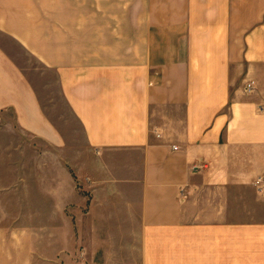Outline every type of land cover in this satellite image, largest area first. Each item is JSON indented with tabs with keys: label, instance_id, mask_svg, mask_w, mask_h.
<instances>
[{
	"label": "crops",
	"instance_id": "crops-1",
	"mask_svg": "<svg viewBox=\"0 0 264 264\" xmlns=\"http://www.w3.org/2000/svg\"><path fill=\"white\" fill-rule=\"evenodd\" d=\"M0 115L8 264H264V0H0Z\"/></svg>",
	"mask_w": 264,
	"mask_h": 264
},
{
	"label": "rangeland",
	"instance_id": "rangeland-1",
	"mask_svg": "<svg viewBox=\"0 0 264 264\" xmlns=\"http://www.w3.org/2000/svg\"><path fill=\"white\" fill-rule=\"evenodd\" d=\"M12 122H14L13 115H0V125ZM36 154L23 132L0 130V191L3 192L0 195V206L3 205L0 209V224L6 230L9 229L10 222L20 220V216L25 213L22 209L25 199L31 198L33 202L40 199L39 195L34 194L39 192L42 186L40 162L34 158ZM27 191L31 196L26 197ZM26 213L30 214V212ZM33 214L39 215V211H34ZM1 261L8 264V258L3 260L1 258L0 263ZM33 264H42L40 257L34 259Z\"/></svg>",
	"mask_w": 264,
	"mask_h": 264
}]
</instances>
